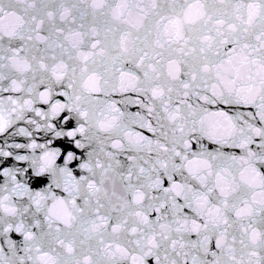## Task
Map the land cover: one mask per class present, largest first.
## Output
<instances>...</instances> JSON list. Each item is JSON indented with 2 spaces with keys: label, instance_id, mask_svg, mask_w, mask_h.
Listing matches in <instances>:
<instances>
[{
  "label": "snow or ice",
  "instance_id": "obj_1",
  "mask_svg": "<svg viewBox=\"0 0 264 264\" xmlns=\"http://www.w3.org/2000/svg\"><path fill=\"white\" fill-rule=\"evenodd\" d=\"M0 178V264H264V0H0Z\"/></svg>",
  "mask_w": 264,
  "mask_h": 264
},
{
  "label": "water",
  "instance_id": "obj_2",
  "mask_svg": "<svg viewBox=\"0 0 264 264\" xmlns=\"http://www.w3.org/2000/svg\"><path fill=\"white\" fill-rule=\"evenodd\" d=\"M118 98V97H117ZM130 110L131 111H135L136 109H135V107H132V108H130ZM145 134L146 135H151V133H148L146 130H145ZM237 152H238V150H236ZM70 167H72L73 169H75V164H73V165H70ZM74 174H76V175H80L81 173H79L78 171H76V172H74ZM0 179H2V178H0ZM45 185L44 184H40V185H35L34 187H36L37 189H39L40 187H44ZM57 191V194L58 195H62L63 194V192H62V190H56ZM13 238L14 239H16V240H19L20 238L17 236V235H15V234H13ZM193 238H195L194 236H193Z\"/></svg>",
  "mask_w": 264,
  "mask_h": 264
}]
</instances>
